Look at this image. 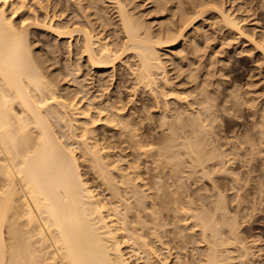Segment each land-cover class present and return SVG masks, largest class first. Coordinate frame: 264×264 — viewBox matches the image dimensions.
Masks as SVG:
<instances>
[{
  "label": "bare ground",
  "instance_id": "obj_1",
  "mask_svg": "<svg viewBox=\"0 0 264 264\" xmlns=\"http://www.w3.org/2000/svg\"><path fill=\"white\" fill-rule=\"evenodd\" d=\"M76 1L78 2L79 0ZM94 1H92V4ZM104 1H102V3ZM107 1L112 3L114 8L117 10L116 13H118V17H116L115 15L114 16L116 18H119L118 23H120L119 25L122 31L120 35L123 34L122 37H119L118 35L116 39L114 38L115 36H113V38L115 39L114 41H109V39H107V34H105L107 35L106 38H102V36L99 37V34L95 33L96 29H98L97 26L94 25L96 27L95 29V27H93L90 22H87L86 20L84 21H86L87 23L78 22L76 19H74L76 21L73 20L74 22L71 21L72 19L70 21L63 22L60 14L59 17L57 16L58 14L53 15L54 17L52 16L49 21L44 20L43 22H39V20L33 22L31 20L30 22L25 19L24 16H26L25 14L27 13V10L31 9L29 5L34 4L30 3L33 2L32 0H0V264H140L139 262L137 263V261L139 260L140 262H142V264H161L162 262L160 261V257L163 259L164 257L161 256L162 254L160 255V252L163 250L165 244L163 246L162 243L161 246L163 247H161V249L158 247L159 249H157V245L156 247L154 246L155 241L153 242V240L157 239V242L160 240L162 241V234L166 233L164 231V228L166 227L164 226H166L165 220H167V218H163V211L161 213L157 207L158 203L156 201L158 198H154V200H156L154 202H156L157 204L149 201L150 199L148 192H150L151 194L154 186H159L155 184L152 188L153 183L156 181L155 174H153L155 176L154 182L150 186L148 184L150 181L147 183L146 177H144V179L142 178L143 173L141 174L140 167H143V165L141 166L140 164H138V161H140L141 158H144V160H146V158L153 157V155H156L158 157L157 159V157L155 156L157 159L156 162L155 158H153L154 161L151 159L153 162H155V164H162L165 161H167L168 163V160L170 161V159H173L174 161V159H177L176 157L180 153L178 148L181 146L182 148L184 147V149L186 148V152L184 153V155H188L190 161L188 159L186 160L191 162L190 167L193 165L196 168V172L199 173L198 175L200 177V181L209 179L211 180V182H214L213 186H211L212 189L210 187H207L210 188L211 193L208 189V193H210L208 196H203L202 194V197L200 196L201 198L199 197V199H197H201V204H198L199 207L196 209V211H198L197 214H193V217H195L197 220V226L201 228L202 237L209 240L207 252L204 251L205 260L200 257L202 260L200 261L199 259V261H205V264H237L238 262L234 263L233 260L239 258V264H251V259L255 260L251 257V246L248 247V245L246 244L247 242H244V239L242 237H238L239 235L237 229L242 227L240 225L244 224V222H248V224L251 223V218L256 215L258 211H264V108L262 109L259 106L261 110L258 108V111L255 110L257 108V105H255L256 108L254 109L253 103L256 99L254 100L252 97H250V89L249 92H247L248 90L243 91L246 95V98L243 97L245 99L244 102H242L243 99L240 102L241 98L239 97L240 99L238 100V97L236 98V96L231 92L228 95L225 94V97V95H223L221 92V88L226 84H223L222 86L223 81L219 79L218 81L216 79V81H218L216 82L215 77L211 75V77H213L214 79H210V81L216 82L215 85L214 83L212 84L207 78L210 72L206 71L207 73L203 74L200 69L196 70L194 66H192V68L194 67V70H196L195 72L197 73L196 75L194 73L195 76H193V73L190 75L185 74V77L188 76L190 82H192V84H190L192 86L189 87L186 84V86L189 88L182 90V92L177 91L176 88H173L172 83H174V80L171 83V80L169 79V77H167V68L165 66L166 62L163 61L164 58L162 59L160 52L163 49L175 48L176 46H178L184 38L187 28L194 22H196L198 18L202 17L203 13L206 16V14L208 13V9L205 10V12L207 13L203 12L202 9L199 11V8L197 9L198 5L195 6L193 3H191L196 7L195 10L198 11L193 10V12L191 13L187 11L189 14H187L181 22L178 18L180 22L179 25L175 24L176 27L172 26L174 28L166 26L169 27V30L167 29L166 33H163L162 31L161 33H157L160 32L157 30L156 33H152V31L150 32L148 29L146 30V27L144 28V24L142 26L144 17L142 22L139 21L141 23L140 24L137 21L138 16L136 19L134 18L135 15L133 14V9L132 11H130L131 13L129 12V9L127 10L130 2L129 5L128 3H126V5H128L126 7V0ZM37 2L38 0L34 5L37 6ZM156 2L159 1L156 0ZM39 3L41 4L42 2H40L39 0ZM89 3L87 4V6H89ZM132 3L133 2H131V4ZM167 3L169 5V2ZM45 4L48 5L49 2L47 1ZM80 4L81 3L78 4V7L81 6ZM156 4L158 5V3ZM93 5L96 4L94 3ZM110 5L108 7H110ZM174 5L175 4L173 3V6ZM82 6L86 7V5ZM90 6L92 7V5ZM91 7H86V14H88V9H91ZM81 8L83 9V7H80V9ZM172 8L177 9L178 7L171 6V11ZM192 8L190 7V9ZM55 9L57 8H54V12ZM175 9L173 10V12L175 11ZM28 12H31L30 14H32L34 11L29 10ZM104 12L107 13V11ZM182 12L184 13L183 10ZM95 13L97 14V12ZM172 13L170 12L171 15ZM174 13H176V11ZM218 13L222 15V22H225V26L227 25V27L230 28V31L232 29L242 37L245 36L243 32L244 28H242V26L240 25L242 24L240 23L241 21H237L236 18L231 16L232 14L228 15L223 12ZM90 16H93V18L95 17L92 14ZM85 17L86 16H82L83 19ZM91 17H89L88 19H90ZM17 18H19V20H17ZM55 18H61V20L56 24ZM95 20H97V18ZM95 20H93V22ZM178 20L176 22H178ZM96 22H94V24ZM118 23H115V25ZM168 23H170V21ZM100 24L102 25V23ZM101 25L99 27H102ZM32 26H34V28L36 26L48 30L49 32L54 34V36L58 40H68L69 42H67L70 44V46H72V42L76 39V56H79L80 59H83V62L85 63L83 64L86 65L84 68V65H75L74 62L72 63L71 61V63L69 64V68L71 67L70 73H74V76L76 77L78 76L76 74L80 73L81 68L86 69L87 67L90 71H93L95 75L98 74L99 77H101V74L106 75L105 72L107 70L112 69L111 71H113L114 69H116V66L118 64H125L124 66H128L127 68L131 70L129 74H131L133 77V80H131V82L135 83L133 85V89L130 88V90L132 89L134 91L135 96V93L138 91H141L142 94L148 96L151 102H153V107H151L155 108L156 110H158L157 112L161 113L159 117V121L162 120L160 123L161 126H159V123L158 126L162 130H165V128L168 130V138L166 135L164 137V139L167 138L166 142L161 145V143H158L159 139H157V143L161 146L160 147L158 145L159 147H157L154 139V146L152 141H149L152 139V137L151 139H144L145 135L140 132H146V126L144 127V122L141 120L142 118L146 117L145 115L143 116V110L141 109H146L147 106L149 107V105H147V103L150 102L149 100H147L148 102H146V105L144 104L146 108H139L138 106L136 107L134 106L133 102H129L126 105L125 102L124 104H122L120 101L121 98L116 99L115 96L110 94L111 92L107 94V92L105 91L106 94H104L105 83H103L104 85L101 84V80L103 79L102 77H97L99 78V80H97V78L95 77L96 80H92L90 83L89 81L88 83L81 82L82 84H80V87L74 88V91H72L71 88V91H67L66 88L68 87L64 89L61 83L60 87V85L58 84L59 81L63 80V78H60L59 80L56 75H53L54 77H52V74L48 75V73H46V70L48 68L45 67L46 70H44V66H42V64H44L43 59L45 57L43 59L41 57V61L38 57L35 56L32 50V48L34 47H32L30 40V28ZM105 27L106 26H104L103 28ZM105 29L103 30L105 31ZM102 34L104 35V32ZM248 38L247 39L250 40V35ZM251 39L254 40V38ZM195 41H197V39ZM257 47H260L259 49L264 54V46ZM194 49L195 48L193 47V53ZM56 50L57 48L55 49V51ZM55 51L54 53H57ZM69 52L71 56L73 54V50H70ZM186 52L189 51L186 50ZM191 52L192 51H190V53ZM188 54L189 53L185 55ZM178 55L179 54H177L176 56ZM130 59L135 60L134 64H130L131 61H128ZM198 59H201V57ZM68 60L70 61V57ZM184 64L186 65V61ZM213 64L214 63L212 62V67ZM190 65H193V62ZM204 65H206V63H204ZM210 65L211 64H207L206 66H204V68L202 66L201 67L203 68V70H209ZM220 67L222 70L224 66ZM198 68L200 67L198 66ZM213 69L210 71L215 73L216 70L213 71ZM176 70L178 71L179 69ZM60 71L61 70H59V72ZM212 72L211 74H213ZM113 76H111V79L114 78ZM222 76L219 78H222ZM73 78L75 79V77ZM259 78L261 79V77ZM82 79L85 78L83 77ZM90 79H93V77ZM121 79H118V81H120L122 85L125 82L122 83ZM125 79L128 78L126 77ZM104 82H106L105 79ZM261 82H263V79ZM253 83L256 82L253 81ZM249 84L246 83V85ZM107 85H109V83ZM255 85L253 84L252 86ZM212 87L217 90V93H215V90H213ZM247 87L250 88V86ZM238 88L240 87L238 86ZM106 89L107 88H105V90ZM116 89H119V87H117ZM166 89H169L167 90L168 93ZM241 89L243 90V88ZM132 90L131 92H133ZM224 90H227V88ZM229 90H232V88ZM233 90H235L234 87ZM91 91L96 94H91ZM212 91H214V93H212ZM169 92L172 99L181 101L180 104H182L180 107H170V103H173L172 99H169L170 103L169 100H166L167 96L169 98ZM223 92L225 93V91ZM185 95L187 97L191 96L193 98V103H190V99L189 102H186L187 97ZM240 95H238L237 93V96ZM221 96L223 98H221ZM145 99H147V97ZM142 104H140V106H142ZM173 105L174 104H172V106ZM243 105H246L248 112L250 113V115L249 113H247L248 117L251 116L253 119L256 118L252 128L249 129V124L248 127L246 126L249 130L247 129V132L243 130V133L246 132L245 135H247L245 137L243 136V134L241 135V133H236V129H239V125L236 124V120L234 122V118L241 111ZM245 111L243 112L244 114L246 113ZM139 113H141L143 116L141 119L139 118ZM244 114V117H242L241 114L242 119H245L246 114ZM138 118L141 121L138 120ZM252 122L253 121H251V124ZM234 123L238 126V128L235 127ZM113 137L114 140H111L110 138ZM147 137L148 136L146 135V138ZM161 140H163V137ZM151 145H153L154 147ZM155 147H157V149ZM127 148H131L136 151V161L132 162L130 160L132 163L127 161L128 155L125 153V149ZM153 152L155 154H152ZM181 158H183V155ZM185 158L186 157H184L183 159ZM124 164L127 165L124 166ZM179 164H181V161ZM178 165L177 168L180 169ZM165 166L166 165L164 164V167ZM155 167L157 169L159 165L158 167ZM175 167L176 166H174V168ZM82 168H86V170L88 169L90 171L89 173L93 175L94 179L97 182V185L96 182L95 185L100 186V189L103 188L102 191H104L105 194L109 196L106 200L105 197L102 198L101 193L100 195L98 191L93 188V184V186L89 184L87 180L88 178L85 179L84 173L82 172L84 169ZM147 169L148 168L145 167V170ZM153 169L150 170L153 171ZM189 169L192 170V168ZM164 172L165 171H163L162 174ZM158 174L159 172L157 173V175ZM147 177L149 176L147 175ZM90 179L92 180V178ZM174 179H176V177ZM242 181H244L245 184ZM174 182L170 185H174ZM167 186L166 188H168ZM200 188L201 190H203V187ZM160 190H157V192ZM162 190L164 191V186ZM178 191L179 190L177 189V192ZM180 191H182V189H180ZM198 191H200V189L197 190V192ZM230 191H232V196L228 195V192ZM159 194L160 193H158V195ZM155 195H157V193ZM170 195L172 194H169V196ZM173 195H176V191ZM177 195L174 196V198L177 197ZM177 200L179 201V199ZM206 200H208V202H206ZM165 201H168V198ZM176 203L178 204V202ZM163 204L166 205V202H163ZM183 205H185L184 207L186 208V203ZM162 206L163 205H160L159 207ZM184 207L181 208L178 206L177 208L176 206V213L178 211L180 212L178 214L181 215L183 213L186 216V211L188 212L189 207L187 208L188 210L184 209ZM191 208L194 209L193 207H190V209ZM163 219L165 222H163ZM241 221L243 223H241ZM253 221L252 223H254ZM179 222L180 221H178V223ZM183 224H185V222ZM162 229L163 232L159 233V231ZM159 234L162 236L160 237ZM230 245L232 247H229ZM260 248L262 250V246ZM168 252L166 254H168ZM234 253L237 254L236 257L233 255ZM134 254L138 255L137 259H134ZM170 254H168V256ZM179 259L182 260V258ZM166 262L167 261L162 264H165ZM180 263L182 262L180 261ZM254 263L256 262H253V264ZM183 264H187V262H183Z\"/></svg>",
  "mask_w": 264,
  "mask_h": 264
},
{
  "label": "rangeland",
  "instance_id": "obj_2",
  "mask_svg": "<svg viewBox=\"0 0 264 264\" xmlns=\"http://www.w3.org/2000/svg\"><path fill=\"white\" fill-rule=\"evenodd\" d=\"M31 1V0H30ZM33 2H30V3H34V4H36L35 2L37 1V0H35V2H34V0H32ZM49 2V4L47 5V4H45L46 2ZM57 1V2H56ZM70 0H40V2H42L41 4L39 3V0H38V2H37V6L36 5H34V4H31V5H29L30 7H31V9H29V10H33L34 12L32 13V14H34V15H32V14H30L31 12H28L29 10H27V13L25 14L26 16H24V18L25 19H27L28 21H30L31 22V20L34 22H36V21H39V22H43L44 20L45 21H49L51 18H52V16L53 15H57L58 17L61 15V17H62V19H63V22H65V21H70L71 19V21L72 22H74V21H78V22H83V23H87V22H90V24L93 26V27H95L94 25H96L97 26V28L98 29H96V27H95V29H96V34H99V37H101L102 36V38H106L107 37V35H108V37H107V39H109V41L111 40V41H114L117 37H118V35H119V37H122L123 36V34L122 35H120L121 33H122V31H121V28H120V23H118L119 22V18H116V17H118V13H116L117 12V10L114 8V6H113V4L112 3H110V2H108L107 0H90V1H88V0H84V1H82V0H79L78 2L79 3H81L80 5V7H83V9L81 8L80 9V7H78V2L75 0H71L70 2H69ZM74 1V2H73ZM92 1H94L93 2V4L95 3L96 5H93L92 4ZM102 1H104L103 3H102ZM107 1V2H106ZM123 1H125V0H123ZM148 1V2H147ZM157 1H159V2H156V0H154V2H153V0H126V2H125V5H126V3H128V5H129V2H130V5H129V7H127L128 5H126V7H127V10L129 9V12L130 11H132V9H133V14L135 15H133L134 16V18L136 19L137 18V16H138V18H137V21L139 22H142V20H143V17H144V20H143V23H142V26H143V24H144V28L146 27V30L148 29L150 32L152 31V33H156L157 31H160V32H157V33H161V31L163 32V33H166L167 32V29L169 30V27L170 28H174V27H176L175 26V24L176 25H179L180 24V22L184 19V17L187 15V14H189V13H191V12H193V10H195V6H197L198 5V7H197V9L200 11L201 9H202V11L203 12H205V10H207V12H205V13H207L206 14V16H205V14L203 13L202 15V17H200V18H198V20L196 21V22H194L191 26H189L188 28H187V31L185 32V36H184V38L182 39V41L180 42V44L178 45V46H176L175 48H166V49H163V50H161V52H160V54H161V57H162V59H163V61L164 62H166L165 64V66H166V71H167V77H169V79L171 80L170 82L172 83V81L174 82V83H172L173 85V88H176L177 89V91H180V92H182V90H184V89H188L189 87H191L192 85H190V84H192V82H190V79L188 78V76L187 77H185V74L186 75H190V74H192L193 73V76H195L197 73L195 72L197 69L199 70L200 69V71L203 73V74H206L207 72H210L209 73V75L207 76V78H208V80L210 81V79L211 80H213L214 78L213 77H211V75H213L214 77H215V81H216V79L218 80H222L221 82H222V86H223V84L225 85V86H223L222 88H221V92H222V94L223 95H225V94H230V92L231 93H233L235 96H236V98L239 100L240 98V102H241V100H242V102H244L245 101V99L244 98H246V95L244 94V92L243 91H247V92H249V89H250V97H252L255 101H257V102H255L254 101V103H253V105H254V109L256 108V106L255 105H257V108L255 109V110H258L259 111V109L261 110V108L263 109L264 108V99H263V95H264V74H262V73H264V54L261 52V50L257 47V46H264V0H189V1H187V0H170V1H167V0H157ZM162 1H163V3H162ZM172 1V2H171ZM174 1V2H173ZM176 1V2H175ZM183 3H182V2ZM192 1V2H191ZM195 3H194V2ZM197 1V2H196ZM206 1V2H205ZM212 1V2H211ZM75 2H77V3H75ZM82 2H84V3H82ZM85 2H86V4H85ZM91 4H90V3ZM98 2V3H97ZM131 2H133L132 4H131ZM167 2H169V5H168V3ZM180 2V3H179ZM188 2H190V3H188ZM200 2V3H199ZM215 3V5H214V3ZM64 3V4H63ZM89 3V6H87V4ZM108 3H110V4H108ZM156 3H158V5L156 4ZM162 4V5H160V4ZM166 3H167V5H166ZM173 3L175 4L174 6H173ZM177 3V4H176ZM191 3H193V4H191ZM206 3V4H205ZM211 3V4H210ZM217 3V4H216ZM223 5H222V4ZM74 4V5H73ZM77 4V5H76ZM141 4V5H140ZM144 6H143V5ZM155 4V5H154ZM165 6H164V5ZM172 4V5H171ZM181 4V5H180ZM184 4V5H183ZM200 4V5H199ZM202 4H203V6H202ZM220 4V5H219ZM263 4V5H262ZM42 5V6H41ZM43 5H44V7H43ZM70 5V6H69ZM82 5H86V7H88V8H90L91 6L90 5H92V7H91V9H88V14H86V11H87V8L86 7H84V6H82ZM110 5V7H108ZM135 5V6H134ZM157 5V6H156ZM183 5V6H182ZM186 5V6H185ZM192 5V6H191ZM204 5H205V7H204ZM217 5H219V6H217ZM239 5V6H238ZM41 6V7H40ZM52 6V7H51ZM54 6V7H53ZM58 6V7H57ZM107 6V7H106ZM134 6V7H133ZM159 6V7H158ZM171 6L172 7H178L177 9H175V8H172V11H171ZM181 6V7H180ZM187 6H188V9L189 10H192V11H189L188 9H187ZM194 6V7H193ZM201 8H200V7ZM216 6V7H215ZM225 6V7H224ZM242 6V7H241ZM59 7H60V9H59ZM97 9H96V8ZM100 7V8H99ZM101 7H102V9H101ZM112 7V8H111ZM153 7V8H152ZM163 7V8H162ZM167 7V8H166ZM184 7V8H183ZM190 7L192 8V9H190ZM214 9H213V8ZM220 7H222V8H220ZM54 8H57V9H55V12H54ZM85 8V9H84ZM106 8V9H105ZM110 8V9H109ZM156 8V9H155ZM162 10H161V9ZM179 8H180V10H179ZM183 8V9H182ZM186 8V9H185ZM218 10H220V11H218ZM59 9V10H58ZM93 9V10H92ZM108 9H109V11H108ZM146 9V10H145ZM154 11H153V10ZM159 9H160V11H159ZM175 9V11H176V13H174L173 12V10ZM210 9H211V11H210ZM228 9V10H227ZM232 9V10H231ZM83 10H85V11H83ZM103 10V11H102ZM113 10H116V11H113ZM167 10H168V12H167ZM182 10L184 11V13L182 12ZM198 10H195V11H198ZM215 12H214V11ZM223 10V11H222ZM226 10V11H225ZM230 10V11H229ZM57 11H59V12H57ZM78 11V12H77ZM92 11V12H91ZM102 11V12H101ZM104 11H107V13L106 12H104ZM149 11V12H148ZM157 11V12H156ZM166 11V12H165ZM189 13H188V12ZM235 11V12H234ZM47 12V13H46ZM64 12V13H63ZM83 12H84V14H83ZM95 12H97V14L95 13ZM152 12V13H151ZM156 14H155V13ZM164 12H165V14H164ZM170 12L172 13V15L170 14ZM210 12V13H209ZM218 12H223V13H225V14H228V15H230V14H232L231 16L232 17H234V18H236V20L238 21H241L240 23H242V24H240L241 26H242V28H244L243 29V32H244V34H245V36L244 37H242L240 34H238V33H236L235 31H233L232 29H231V31H230V28L229 27H227V25L225 26V22L223 21L222 22V15L220 14V13H218ZM230 12V13H229ZM67 15H66V14ZM70 13V14H69ZM131 13V12H130ZM142 13V14H141ZM149 15H148V14ZM154 13V14H153ZM164 15H163V14ZM178 13V14H177ZM45 14H47V15H45ZM60 14V15H59ZM64 14H65V16H64ZM72 14V15H71ZM75 14H76V16H75ZM94 15L95 17L93 18V16L91 17L90 15ZM146 14V15H145ZM159 14V15H158ZM180 14H181V16H180ZM183 14V15H182ZM88 15V16H87ZM99 15V16H98ZM112 15H113V17H112ZM116 17H115V16ZM155 15H156V18H155ZM29 16V17H28ZM79 16V17H78ZM82 16H86L84 19L82 18ZM174 17L175 18V20H174V18H172V17ZM183 16V17H182ZM47 17V18H46ZM54 17V16H53ZM89 17H91L90 19H88ZM99 17V18H98ZM147 17H149V18H147ZM219 17V18H218ZM35 18H36V20H35ZM81 18V19H80ZM97 18V20H95ZM171 18V19H170ZM177 18V19H176ZM178 18L180 19V22H179V20H178ZM182 18V19H181ZM216 18H217V20H216ZM34 19V20H33ZM56 20H55V22H56V24L58 23V21H60L61 20V18H55ZM74 19H76V20H74ZM82 19H83V21H82ZM115 19V20H114ZM139 19V20H138ZM167 19V20H166ZM202 19V20H201ZM240 19H242V20H240ZM247 19V20H246ZM17 20H19V18H17ZM74 20V21H73ZM84 20H86V21H84ZM93 20H95L94 22H96L95 24H94V22H93ZM101 20V21H100ZM166 20V21H165ZM178 20V22H176ZM204 20V21H203ZM212 20H213V22H212ZM100 21V22H99ZM109 21V22H108ZM170 21V23H168V22ZM172 21H174V22H172ZM217 23H216V22ZM244 21H246V22H244ZM92 22V23H91ZM139 22V23H140ZM150 22H151V24H150ZM160 22V23H159ZM256 22V23H255ZM98 23H99V25H98ZM100 23H102V25L100 24ZM108 23V24H107ZM112 25H111V24ZM115 23H118V24H116L115 25ZM145 23H146V25H145ZM168 23V24H167ZM174 23V24H173ZM221 23V24H220ZM141 24V23H140ZM162 24V25H161ZM167 24V25H166ZM171 24V25H170ZM246 24V25H245ZM102 26V27H99V26ZM112 27H114V28H112ZM149 27H148V26ZM151 25V26H150ZM154 25H155V27H154ZM248 25V26H247ZM104 26H106L105 28H103ZM166 26H169V27H166ZM172 26H174V27H172ZM222 26H224V27H222ZM109 27V28H108ZM116 27V28H115ZM196 27V28H195ZM214 27V28H213ZM247 27V28H246ZM40 28V29H39ZM100 28V29H99ZM105 29V31L103 30V29ZM118 28V29H117ZM150 28H152V29H150ZM159 28V29H158ZM163 30H162V29ZM165 28V29H164ZM195 28V29H194ZM217 28V29H216ZM224 28V29H223ZM252 28V29H251ZM42 29V30H41ZM110 29H111V31H110ZM116 29V30H115ZM213 29V30H212ZM254 29H256V30H254ZM113 30V31H112ZM118 30V31H117ZM157 30V31H156ZM192 30V31H191ZM226 30V31H225ZM117 33H116V32ZM119 31H121V32H119ZM155 31V32H154ZM165 31V32H164ZM195 31V32H194ZM206 31V32H205ZM208 31V32H207ZM214 31V32H213ZM222 31V32H221ZM234 33H233V32ZM100 32H104V35L102 34V33H100ZM113 32V33H112ZM191 32H192V34H191ZM197 32V33H196ZM203 34H202V33ZM30 33H31V35H30V40H31V44H32V47L34 48H32V50H33V52H34V54H35V56L36 57H38L41 61H42V59L44 60L43 62H44V64H42V66H44L43 68H44V70H46V68H48L45 72L46 73H48V75L50 74H52V77H54L55 75H56V77H58V79L60 80V78H63V82L62 81H59L58 79V81H59V84L58 85H60V83L63 85L62 87L65 89L66 87H68V88H66L67 89V91H74L75 89L74 88H79L80 87V84H82V83H88V81H89V83L92 81V80H96V78L97 77H99V75L97 74V75H95L94 73H93V71H90L87 67H86V69H84L85 68V66L86 65H84L85 63L83 62L84 60L83 59H80V57L79 56H76V39L72 42V46H70V44L68 43L69 41L68 40H66V39H63V40H58V39H56V37L54 36V34H52L51 32H49L48 30H46V29H44V28H42V27H36L35 26V28H34V26H32L31 28H30ZM109 33V34H108ZM218 33V34H217ZM227 33V34H226ZM229 33V34H228ZM257 33V34H256ZM263 33V34H262ZM105 34H107V35H105ZM253 34V35H252ZM259 34V35H258ZM261 34V35H260ZM112 35V36H111ZM210 35V36H209ZM224 35H226V36H224ZM229 35V36H228ZM234 35V36H233ZM247 35V36H246ZM249 35H250V40H248L249 38ZM33 36V37H32ZM113 36H115L114 38H113ZM187 36V37H186ZM189 36H193V37H189ZM201 38H200V37ZM206 36V37H205ZM213 36V37H212ZM215 36V37H214ZM112 37V38H111ZM34 38V39H33ZM192 38V39H191ZM194 38V39H193ZM221 38V39H220ZM239 38H241V39H239ZM248 38V39H247ZM251 38H254V40L253 39H251ZM187 39V40H186ZM197 39V41H195ZM201 39V40H200ZM208 39H209V41H208ZM236 39V40H235ZM192 40H194V41H192ZM204 40V41H203ZM212 40V41H211ZM224 40V41H223ZM231 40V41H230ZM53 41V42H52ZM68 41V42H67ZM217 41V42H216ZM248 41V42H247ZM252 41H254V42H252ZM58 42V43H57ZM191 42H192V46H191ZM194 42V43H193ZM197 42V43H196ZM213 42V43H212ZM66 43V44H65ZM187 43V44H186ZM225 43H227V44H225ZM230 43V44H229ZM232 43H234V44H232ZM255 43H257V44H255ZM262 43V44H261ZM63 45V47H62V45ZM194 44H196V45H194ZM47 45V46H46ZM202 45V46H201ZM222 47H221V46ZM257 45V46H256ZM51 46H53V47H51ZM69 46H70V48H69ZM190 46V47H189ZM40 47V48H39ZM61 47V48H60ZM193 47L195 48L194 49V53H193ZM219 47V48H218ZM224 47V48H223ZM240 47V48H239ZM57 48V50L55 51V49ZM60 48V49H59ZM68 48V49H67ZM199 48H200V50H199ZM204 48H205V50H204ZM236 48V49H235ZM264 48V47H263ZM48 49H49V51H48ZM73 50V54L70 56V50ZM183 49V50H182ZM190 49V50H189ZM232 49H234V50H232ZM247 49H248V51H247ZM67 50V51H66ZM186 50L187 51H189V52H186ZM218 50V51H217ZM252 50V51H251ZM255 50V51H254ZM50 51H51V53H50ZM54 51L55 52H57V53H54ZM171 51V52H170ZM183 51V52H182ZM190 51H192L191 53H190ZM198 51H199V53H198ZM179 52V53H178ZM181 52H182V54H181ZM197 52V53H196ZM231 52V53H230ZM249 52V53H248ZM46 53V54H45ZM169 53V54H168ZM179 54L178 56H176L177 54ZM187 53H189L188 55H185V54H187ZM196 53V54H195ZM201 53H202V55H201ZM211 53H212V55H211ZM216 53V54H215ZM222 53V54H221ZM229 53V54H228ZM48 54V55H47ZM53 54V55H52ZM59 54V55H58ZM64 54V55H63ZM164 54V55H163ZM192 56H191V55ZM200 54V55H199ZM206 54V55H205ZM226 54V55H225ZM55 55V56H54ZM182 55V56H181ZM196 55V56H195ZM48 56V57H47ZM60 56V57H59ZM70 57V61L68 60L69 59V57ZM187 56H188V58H187ZM189 56H190V61H189ZM211 56V57H210ZM214 56V57H213ZM220 58H219V57ZM41 57H42V59H41ZM57 57V58H56ZM168 57V58H167ZM171 57V58H170ZM174 57H176V58H174ZM179 57H180V60H179ZM184 57V58H183ZM192 57V58H191ZM201 57V59H198V58H200ZM203 57H204V59H203ZM207 57V58H206ZM61 58H63V59H61ZM74 60H72V59ZM78 58V59H77ZM169 58H170V60H169ZM183 58V59H182ZM186 58V59H185ZM215 58V59H214ZM227 58V59H226ZM252 58V59H251ZM46 59V60H45ZM59 59V60H58ZM81 61H80V60ZM188 59V60H187ZM191 59H193V60H191ZM197 59V60H196ZM210 59V60H209ZM229 59V60H228ZM51 60V61H50ZM69 62H68V61ZM125 60H127V59H125ZM199 60V61H198ZM201 60V61H200ZM209 62H208V61ZM223 60V61H222ZM57 61V62H56ZM71 61H72V63L74 62V64L75 65H77V64H81V65H84L83 67L84 68H81V71H80V73H82V74H76V75H78L77 77L76 76H74V73H70V69H71V67L69 68V64L71 63ZM128 61H131V63L130 64H134V61L135 60H132V59H130V60H128ZM174 61V62H173ZM176 61H178V62H176ZM185 61H186V65L184 64L185 63ZM203 61V62H202ZM210 61H212L214 64H213V67H212V62H210ZM46 62V63H45ZM51 62V63H50ZM77 62V63H76ZM193 62V65H190L191 63ZM216 62V63H215ZM252 62V63H251ZM261 62V63H260ZM52 63H55V64H52ZM68 63V64H67ZM84 63V64H83ZM183 63V64H182ZM188 63V64H187ZM201 63V64H200ZM204 63H206V65L207 64H211L210 66H209V70H203V68H204V66H206V65H204ZM221 63V64H220ZM175 64V65H174ZM198 64V65H197ZM227 64V65H226ZM252 64V65H251ZM49 65V66H48ZM67 65H68V67H67ZM122 64H118L117 66H116V69H114L113 71H111L112 69H109V70H107L106 72H105V74L106 75H102L101 74V77L103 78L102 80H101V84H103V83H105V88H107L106 90H105V88H104V94H106L105 93V91L107 92V94L108 93H110L111 95H113V96H115V98L117 99H119V98H121L120 99V101H121V103L122 104H124V102H125V105L127 104V103H129V102H133V104H134V106H138L139 108H142V107H145L146 108V102H148L147 100H149L150 102L149 103H147V105H149V107L147 106V108L146 109H141V110H143L142 111V114H143V116L145 115V117L146 118H142L143 116H142V114L141 113H139V118L144 122V127L146 128V132H143V131H140V132H142L143 133V135H145L144 136V139H151V137H152V139L151 140H149V141H152V143H153V145H154V142H156L155 144H156V146L157 147H159L160 145L158 144V143H161V145L163 144V143H165L166 142V140H167V138H168V136L167 135H169V132H168V130L165 128V130L163 129H160V127L159 126H161V121L162 120H160L159 121V117H160V115H161V113L160 112H157L158 110H156L155 108H152L153 106V102H151V100H150V98L148 97V96H146L145 94H142L141 93V91H138V92H136L135 94H136V96L134 95V91L132 90L133 89V85L135 84L134 82H131V80H133V77H132V75L131 74H129V72H131V70L129 69V68H127L128 66H124L125 64H123L122 66H121ZM178 65H180L181 67H182V69H181V67L180 66H178ZM184 65V66H183ZM204 65V66H203ZM214 65H216V66H214ZM53 66V67H52ZM188 66V67H187ZM192 66H194L195 68H196V70H194V67L192 68ZM198 66L200 67V68H198ZM203 68H202V67ZM219 66V67H218ZM220 66H224L223 68H222V70H221V67ZM46 67V68H45ZM175 67V68H174ZM236 67V68H235ZM242 67V68H241ZM74 68V67H73ZM169 68V69H168ZM189 70H188V69ZM214 68V69H213ZM216 68V69H215ZM218 68V69H217ZM225 68V69H224ZM252 68V69H251ZM263 68V69H262ZM53 69V70H52ZM67 69V70H66ZM75 69V68H74ZM74 69H72V70H74ZM134 69V68H133ZM172 69V70H171ZM176 69H179L178 71L176 70ZM185 69V70H184ZM194 71H193V70ZM202 69V70H201ZM213 69V71H215V73L214 72H212V71H210V70H212ZM235 69V70H234ZM257 69V70H256ZM50 70V71H49ZM59 70H61L60 72H59ZM84 70H85V73H84ZM86 70H87V72H86ZM129 70V71H128ZM176 70V71H175ZM191 70V71H190ZM217 70H220V71H217ZM223 70H225V71H223ZM49 71V72H48ZM89 71V72H88ZM111 71V72H110ZM115 71V72H114ZM128 73H127V72ZM180 71H183V72H180ZM207 71V72H206ZM221 71H223L225 74H226V76H225V74L223 73V72H221ZM249 71H250V74H249ZM55 74H54V73ZM68 72H69V74H70V77H69V74H68ZM73 72V71H72ZM120 72H121V74H120ZM123 72V73H122ZM172 72V73H171ZM205 72V73H204ZM211 72L213 73V74H211ZM221 72V73H220ZM235 72V73H234ZM261 72V73H260ZM65 73V74H64ZM87 73V74H86ZM109 73V74H108ZM114 73V74H113ZM116 73H118V74H116ZM182 73V74H181ZM194 73H195V75H194ZM202 73H201V75H202ZM223 73V74H222ZM256 73V74H255ZM67 74V75H66ZM92 74V75H91ZM112 74V75H111ZM127 74H128V76H127ZM171 74H173V75H171ZM175 74V75H174ZM218 74V75H217ZM220 74H222V75H224V76H222V75H220ZM241 74V75H240ZM252 74V75H251ZM259 74V75H258ZM54 75V76H53ZM60 75V76H59ZM73 75V76H72ZM82 75V76H81ZM95 75V76H94ZM113 75H116V76H113ZM130 75V76H129ZM220 75V76H219ZM255 75V76H254ZM65 76V77H64ZM86 76V77H85ZM88 76V77H87ZM108 76H109V78H108ZM111 76H113L114 78L113 79H111L112 77ZM121 76V77H120ZM178 76H180V77H178ZM184 76V77H183ZM217 76H218V78H217ZM222 76V78H224V79H222V78H219V77H221ZM228 76H229V78H228ZM257 76H258V78H257ZM67 77H68V79H67ZM73 77H75V79L73 78ZM84 77L85 79H82V78ZM93 77V79H90V78H92ZM96 77V78H95ZM101 77H99V78H101ZM105 77V78H104ZM116 77V78H115ZM120 77V78H119ZM128 78V79H125V78ZM174 77V78H173ZM209 77H211V78H209ZM248 77V78H247ZM253 77V78H252ZM255 77V78H254ZM259 77H261V79L259 78ZM71 78H72V80H71ZM78 78H79V82H78ZM89 78V79H88ZM99 78H97V80H99ZM121 79V81H122V83L123 82H125V83H127V84H122L121 85V82L120 81H118V79ZM131 78V79H130ZM178 78V79H177ZM65 79V80H64ZM77 79V80H76ZM88 79V80H87ZM104 79H105V81L106 82H104ZM108 79V80H107ZM180 79V80H179ZM185 79H186V81H185ZM255 79V80H254ZM257 79V80H256ZM262 79H263V82H261L262 81ZM70 80V81H69ZM110 80V81H109ZM115 80H117V81H115ZM124 80H127V81H124ZM130 80V81H129ZM218 80V81H219ZM249 80V81H248ZM65 81V82H64ZM72 81V82H71ZM83 81H85V82H83ZM103 81V82H102ZM107 81H108V83H109V85H107L108 83H107ZM112 81V82H111ZM129 81V82H128ZM181 81V82H180ZM210 81L212 84L214 83V85H215V83L216 82H218V81ZM240 81V82H239ZM250 81H251V83H250ZM253 81L254 82H258V83H260V84H256V83H253ZM82 82V83H81ZM176 82V83H175ZM184 82V83H183ZM186 82V83H185ZM65 83V84H64ZM74 83V84H73ZM107 83V84H106ZM119 83V84H118ZM129 83V84H128ZM131 83H132V85H131ZM183 83V84H182ZM189 83V84H188ZM228 83V84H227ZM243 83V84H242ZM245 83V84H244ZM246 83L247 84H249V85H246ZM70 84H71V86H70ZM79 84V85H78ZM182 84V85H181ZM185 84V85H184ZM186 84H187V86H189V87H187L186 86ZM230 84V85H229ZM241 84V85H240ZM255 85V86H252V85ZM74 85V86H73ZM76 85V86H75ZM78 85V86H77ZM112 85V86H111ZM115 87H114V86ZM118 85V86H117ZM229 85V86H228ZM240 87V88H238V86ZM111 86V87H110ZM127 86V87H126ZM247 86H250V88L249 87H247ZM60 87H61V85H60ZM113 87V88H112ZM117 87H119V89H116ZM123 87V88H122ZM124 87H125V89H124ZM215 87V86H214ZM214 87H212L213 88V90H215V88ZM233 87L235 88V90H233ZM238 88V91H237V88ZM252 87V88H251ZM70 88H71V90H70ZM73 88V89H72ZM116 90H115V89ZM121 88V89H120ZM130 88H132L131 90L133 91V92H131V90H130ZM180 90H179V89ZM227 88V90H224V89H226ZM232 88V90H229V89H231ZM241 88H243V90L241 89ZM248 88V89H247ZM130 90V91H128V90ZM239 89H240V91H239ZM245 89V90H244ZM254 89V90H253ZM263 89V90H262ZM112 90V91H111ZM114 90V91H113ZM118 90H120V91H118ZM165 90V89H164ZM167 90H169V89H166V91ZM228 90H229V93H228ZM223 91H225V93L223 92ZM255 94H253L252 92ZM112 92H113V94H112ZM165 92V91H164ZM92 93H94V92H92L91 91V94ZM138 93H139V95H138ZM141 93V94H140ZM167 93H168V91H167ZM212 93H214V91H212ZM215 93H217V90H215ZM236 93V94H235ZM237 93H238V95H240V94H242V95H240V96H237ZM96 93H94V95H95ZM97 94H99V93H97ZM100 94H102V93H100ZM114 94H116V95H114ZM119 94V95H118ZM129 94V95H128ZM131 94V95H130ZM120 95H121V97H120ZM139 97H138V96ZM140 95H142V96H140ZM170 92H169V98H168V96H167V98H166V100H171L172 99V97H170ZM245 95V96H244ZM119 96V97H118ZM133 96H134V98H133ZM186 96V95H185ZM185 96H183V97H185ZM254 96V97H253ZM259 96H260V98H259ZM263 96V97H262ZM147 97V99H145ZM187 97V96H186ZM189 97V96H188ZM187 97V100H186V102H189V99H190V103H193L192 101H193V98L190 96L189 98ZM225 97H226V95H225ZM240 97V98H239ZM244 97V98H243ZM221 98H223L222 96H221ZM123 99V100H122ZM133 99V100H132ZM136 99V100H135ZM138 99V100H137ZM144 101H143V100ZM261 99V100H260ZM130 100V101H129ZM170 100H169V103H170ZM141 101H142V103H141ZM172 101H173V103H170L171 105H170V107H174V108H178V107H180L181 106V104H180V100H178V101H176L175 99H172ZM171 101V102H172ZM136 102V103H135ZM140 102V103H139ZM175 102V103H174ZM185 102V101H184ZM185 102V103H186ZM177 103H179V104H177ZM140 104H142V106H140ZM145 104V105H144ZM151 104V105H150ZM172 104H174V105H176V106H172ZM129 105V104H128ZM144 105V106H143ZM152 106V107H151ZM261 108H260V107ZM151 108H152V110H151ZM259 108V109H258ZM148 109V110H147ZM245 110H247V111H245ZM152 111V112H151ZM246 112L245 114L247 115H245L243 112ZM148 112V113H147ZM241 112V113H240ZM238 114H237V116L234 118V122H235V120H236V124L237 125H239V129H236V133H241V135L243 134V136L245 137V136H247V135H245L246 134V132L250 129V128H252V126H253V124H254V121L256 120V118L255 119H253L251 116H249L248 117V114L247 113H249L248 112V109H247V107H246V105H243V107H242V109H241V111H240ZM148 115H150V116H148ZM263 113H264V111H263ZM241 114H242V117H244L243 116V114L245 115V119L243 118H241ZM159 115V116H158ZM249 115H250V113H249ZM239 116H240V119H239ZM252 119H251V118ZM257 117V116H256ZM263 117H264V114H263ZM138 118V120H140ZM148 118V119H147ZM248 118H250V119H248ZM146 119V120H145ZM151 119V120H150ZM162 119V118H161ZM239 119V120H238ZM264 119V118H263ZM140 120V121H141ZM243 120V121H242ZM250 120V121H249ZM147 121H149V122H147ZM168 121H169V119H168ZM251 121H253L252 122V124H251ZM250 122V123H249ZM147 125H146V124ZM157 123V124H156ZM158 123H159V126H158ZM245 123V124H244ZM151 124V125H150ZM235 124V123H234ZM235 124V127H237L238 128V126ZM249 124H250V127H249V129L247 128L248 126H249ZM148 125H149V127H148ZM153 126V127H152ZM247 126V127H246ZM157 129H156V128ZM155 128V129H154ZM148 129V130H147ZM248 129V130H247ZM157 130V131H156ZM160 130V131H159ZM246 131L245 133H243L244 131ZM149 133H148V132ZM153 131H154V133H153ZM159 131V132H158ZM162 131V132H161ZM163 131H164V133H163ZM241 131V132H240ZM146 133V134H145ZM150 135H148V134ZM163 134V135H162ZM110 135H112V134H110ZM146 135L148 136L147 138H146ZM152 135V136H151ZM165 135L167 136V138L166 139H164V137H165ZM162 137H163V140H161L162 139ZM161 138V139H160ZM111 140H114V137L113 138H110ZM155 139V141L153 142V140ZM157 139H159L158 141V143H157ZM153 145H151V146H153ZM159 145V146H158ZM155 146V145H154ZM153 146V147H154ZM126 147V146H125ZM157 147H155L156 149H157ZM161 147V146H160ZM128 149H131V148H127V149H125V153L128 155V157H127V161H129V162H133V161H136L135 159L137 158L136 157V151L134 150V149H131V150H128ZM156 149H155V152H156ZM182 149V150H181ZM178 150H179V155H180V157H179V155H177V159H174V161H173V159H170V161L168 160V163H167V161H165L164 163H162V164H158V163H156L155 164V162H156V160L158 159V157H157V159H156V157L153 155V157H148V158H146V160H144V158H141L140 159V161H138L139 163L138 164H140L141 166L143 165V167L145 166L146 168H148L147 170H145V167L143 168V167H140L141 169H140V171H141V174L143 173V179H144V177H146V181H147V183L151 186L152 185V183L154 182V179H155V176H156V181L153 183V185H152V188H153V186L156 184V185H159L158 187H155L154 186V190L152 189V192H151V194H150V192H148V195H149V201H151L152 203L154 202V201H156V200H154V198L156 199V198H158L157 199V203L156 202H154V203H156L158 206V209L160 210V212L162 213V211H163V213H162V215H163V218H167V220H165L164 221V219H163V222H165L164 224L166 225V226H164V227H166V228H164V231L166 232L165 234H162V235H160V237L162 236V241L160 240V241H158L157 242V239H155V240H153V242L155 241V243H154V246L156 247V245H157V249H161V247H163L164 246V244H165V246L163 247V250L160 252V255L162 256V257H164V259L163 258H161L160 257V261L162 262V263H164L165 261H167L165 264H183V262L184 263H186L187 262V264H197V261H198V264H205V261L203 262H200L202 259L201 258H203L204 259V254H205V252H207V246L209 245V240H207L206 238H203L202 237V235H201V228L200 227H198L197 226V220H196V218L195 217H193L194 215L193 214H197V212L198 211H196V209L199 207V205L201 204L200 202V200H197V199H199V197L201 196L202 197V194H203V196H208L210 193H211V190H210V188H211V186H213V184H214V182L212 183L211 182V180H209V179H206L205 181H200V177H199V173H197L196 172V168L194 167V169H193V167L191 166L190 167V163L191 162H189L190 161V159H189V157H188V155H184V153L186 152V148L184 149V147L182 148V146L181 147H179L178 148ZM183 150H185V151H183ZM188 150V149H187ZM182 151V152H181ZM135 152V153H134ZM129 153H130V156H129ZM132 154H133V156H132ZM152 154H155L154 152L152 153ZM182 155H183V158L184 157H186L185 159H183V158H181L182 157ZM179 157V158H178ZM130 158H132V159H130ZM153 158H155V162H153L154 160H153ZM134 159V160H133ZM153 161H152V160ZM186 159H188V160H186ZM131 160V161H130ZM187 162H186V161ZM177 161V162H176ZM179 161V162H178ZM180 161H181V164H179L180 163ZM184 161V162H183ZM131 162V163H132ZM146 162V163H145ZM152 162V163H151ZM186 162V163H185ZM189 162V163H188ZM142 163V164H141ZM145 163V164H144ZM154 163V164H153ZM182 163H183V165H182ZM127 164H128V162H127ZM127 164H124V166H126ZM152 164V165H151ZM164 164L166 165L165 167H164ZM170 164V165H169ZM176 164V165H175ZM179 164V165H178ZM187 164V165H186ZM189 164V165H188ZM151 165V166H150ZM158 165H159V167H158ZM161 165H162V167H161ZM171 165H174V166H176L175 168H174V166H171ZM177 165H178V167H180V169L179 168H177ZM155 166H157L158 168L156 169V167ZM153 167H154V169H153ZM184 167V168H183ZM166 168V169H165ZM167 168H170V169H167ZM182 168V169H181ZM186 168V169H185ZM189 168H192V170L191 169H189ZM82 169H84L82 172L84 173V177H85V179H87L88 180V182H89V184L90 185H92L93 186V188L94 189H96V191H98V193L102 196V198H104L105 197V200L109 197V196H107L106 194H105V192L104 191H102L103 190V188H101L100 189V186H96L97 185V182H96V180L94 179V177H93V175L91 174V173H89L90 171L88 170H86V168H82ZM153 169V171H151V170ZM161 171H159V170ZM164 169V170H163ZM174 171H173V170ZM179 169V170H178ZM185 169V170H184ZM145 170V171H144ZM178 170V171H177ZM144 171V172H143ZM149 171V172H148ZM151 171V172H150ZM156 171H158L159 172V174L158 175H161V176H163V177H161V176H158L157 175V173L158 172H156ZM163 171H165L163 174H162V172ZM146 172V173H145ZM181 172V173H180ZM183 172V173H182ZM186 172V173H185ZM193 172V173H192ZM196 172V173H195ZM171 173V174H170ZM173 173V174H172ZM185 173V174H184ZM88 174V175H87ZM145 174V175H144ZM153 174H155V176L153 175ZM178 176H177V175ZM182 174V175H181ZM183 174H184V176H183ZM192 176H191V175ZM147 175L150 177H147ZM152 175V176H151ZM154 176V177H153ZM165 176V177H164ZM183 176V177H182ZM191 176V177H190ZM176 177V179H174ZM187 177H188V179H187ZM196 177V178H195ZM90 178H92V180L90 179ZM153 178V179H152ZM162 178V179H161ZM163 178H164V180H163ZM179 178H181V179H179ZM158 179V180H157ZM162 181H161V180ZM172 179V180H171ZM183 179V180H182ZM198 179V180H197ZM90 180V181H89ZM144 180V181H145ZM174 180H175V182H174ZM181 181V183H180V181ZM178 181V182H177ZM197 181V182H196ZM199 181V182H198ZM208 181V182H207ZM95 182H96V185H95ZM173 182L175 183L174 185H170V184H173ZM176 182H177V184H176ZM204 182V183H203ZM221 182H224V181H221ZM243 183H244V181H242ZM146 183V182H145ZM167 183H168V186H167ZM180 183V184H179ZM242 183V184H243ZM162 186H161V185ZM164 184V185H163ZM205 184V185H204ZM209 184V185H208ZM245 184V183H244ZM177 185V186H176ZM184 185V186H183ZM201 185V186H200ZM205 187H204V186ZM163 186H164V191L162 190V188H163ZM166 186L169 188H166ZM169 186H171V187H169ZM178 186H179V188H178ZM181 186V187H180ZM198 186V187H197ZM203 187L202 189L203 190H201V188L200 187ZM96 187V188H95ZM98 187V188H97ZM161 187V188H160ZM183 187V188H182ZM207 187H210V188H207ZM205 188V189H204ZM160 190V191H158L157 192V190ZM166 189V190H165ZM177 189L180 191V189H182V191H178L177 192ZM200 189V191H198L197 192V190H199ZM208 189H209V192L210 193H208ZM212 189V188H211ZM156 190V191H155ZM207 192H206V191ZM164 192L165 193V191H166V193L164 194V193H162V192ZM168 191H169V193H168ZM175 191H176V195H177V193H178V195H177V197H175L174 198V196H176V195H173V194H175ZM203 191H204V193H203ZM104 192V193H103ZM200 192V193H199ZM153 193H157V195H158V193H160L158 196L157 195H155V194H153ZM182 195H181V194ZM196 193V194H195ZM168 194V195H167ZM169 194H172L173 195V197H172V195H170L169 196ZM197 194H198V196H197ZM207 194V195H206ZM103 195H105V196H103ZM154 195V196H153ZM167 196V197H165V196ZM196 197H195V196ZM228 195L230 196H232L233 194H232V191H230V192H228ZM107 196V197H106ZM161 196V197H160ZM164 196V197H163ZM169 196V197H168ZM160 197V198H159ZM184 197V198H183ZM200 197V198H201ZM165 198V199H164ZM167 198H168V201H165V200H167ZM152 199V200H151ZM162 199V200H161ZM177 199H179V201H181V202H179ZM184 199V200H183ZM160 200V201H159ZM174 200V201H173ZM175 200H176V202H178V204L175 202ZM195 200V201H194ZM160 203H159V202ZM189 201V202H188ZM162 202V203H161ZM163 202L165 203L166 202V205H164L163 204ZM206 202H208V200H206ZM168 203V204H167ZM186 203V205L189 207V210L187 209L188 207L186 206V208L184 207L185 205H183V204H185ZM163 205L162 207H159L160 205ZM176 204V205H175ZM194 204V205H193ZM199 204V205H198ZM168 205V206H167ZM191 205V206H190ZM193 205V206H192ZM170 206V207H169ZM177 206V208H178V206L179 207H181V208H183L184 207V209H187L188 210V212L186 211V216L182 213L181 215L180 214H178V213H180V212H178L177 211V213H176V210H177V208H175ZM183 206V207H182ZM195 206V207H194ZM167 207V208H166ZM190 207H193L194 209H190ZM163 208V209H162ZM165 208V209H164ZM175 208V209H174ZM162 209V210H161ZM173 209H174V211H173ZM263 209H264V206H263ZM195 212H194V211ZM261 213V214H260ZM169 214V215H168ZM176 214V215H175ZM255 214H256V212H255ZM175 215V216H174ZM164 216H167V217H164ZM255 216V217H254ZM252 218H251V220H250V222L251 223H249L248 224V222H244V224H241L240 226H242V227H240V228H238L239 229V231H238V229H237V232H238V237H242L243 239H244V242H247L246 244L248 245V247H250V252H251V257L252 258H254L255 260H253V259H251V257H250V259L252 260L250 263L251 264H253V262H256V263H254V264H264V211H258L257 212V214L256 215H254ZM181 217V218H180ZM182 217H183V219H182ZM185 217V218H184ZM180 221L179 223H178V221ZM186 219V220H185ZM256 219V220H255ZM181 220H183V221H181ZM239 220V219H238ZM246 220H247V218H246ZM253 220H255V221H253ZM176 221V222H175ZM252 221L254 222V223H252ZM185 222V224H183ZM186 222H187V224H186ZM172 223H174V224H172ZM241 223H243L242 221H241ZM247 225H246V224ZM168 224V225H167ZM174 225V226H173ZM187 226V227H185V226ZM180 226V227H179ZM183 226V227H182ZM197 226V227H196ZM186 230H185V229ZM179 229V230H178ZM185 231H184V230ZM194 229V230H193ZM167 230H169V231H167ZM191 230H193V231H191ZM180 231V232H179ZM161 232H163V229L162 230H160L159 231V233H161ZM170 232V233H169ZM178 233V234H177ZM208 233H210V232H208ZM168 234V235H167ZM242 234V235H241ZM166 235V236H165ZM165 236V237H164ZM173 238H172V237ZM169 239H168V238ZM177 237V238H176ZM184 237V238H183ZM246 239V240H245ZM256 239H257V241H256ZM165 240V241H164ZM255 240V241H254ZM183 241V242H182ZM166 242V243H165ZM162 243H163V246H161L162 245ZM166 244H167V246H166ZM171 244V245H170ZM259 244V245H258ZM172 246V247H171ZM253 246H255V247H253ZM262 246V250H261V247ZM159 247V248H158ZM165 247H167V248H165ZM229 247H232L231 245L229 246ZM165 248V249H164ZM251 248H252V250H251ZM169 250V252H168V250ZM170 249H171V251H170ZM260 249V250H259ZM167 250V251H166ZM205 251V252H204ZM253 251V252H252ZM168 252V254H170L169 256H168V254H166ZM165 255H166V257H165ZM202 255V256H201ZM235 257H236V253H234L233 254ZM179 256V257H178ZM197 256H199V257H197ZM254 256V257H253ZM262 256V257H261ZM167 257H168V259H167ZM195 257H197V258H195ZM201 257V258H200ZM138 258V255H136V254H134V259H137ZM177 258V259H176ZM179 258H182V260L181 259H179ZM194 258V259H193ZM263 258V259H262ZM199 259H200V261H199ZM177 260H178V262H177ZM194 260V261H193ZM205 260V259H204ZM239 258H236V259H234L233 260V262L235 263H237V264H239ZM176 261V262H175ZM180 261L182 262V263H180ZM258 261V262H257ZM140 263V264H142V262H140V260L139 261H137V263ZM161 263V264H162Z\"/></svg>",
  "mask_w": 264,
  "mask_h": 264
}]
</instances>
